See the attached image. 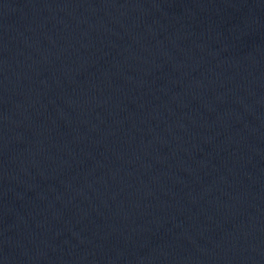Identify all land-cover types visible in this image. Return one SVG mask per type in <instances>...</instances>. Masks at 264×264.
I'll use <instances>...</instances> for the list:
<instances>
[{
	"label": "water",
	"instance_id": "obj_1",
	"mask_svg": "<svg viewBox=\"0 0 264 264\" xmlns=\"http://www.w3.org/2000/svg\"><path fill=\"white\" fill-rule=\"evenodd\" d=\"M0 264H264V0H0Z\"/></svg>",
	"mask_w": 264,
	"mask_h": 264
}]
</instances>
